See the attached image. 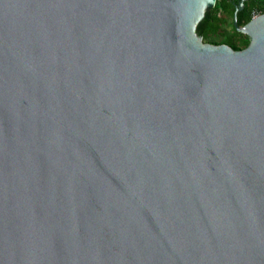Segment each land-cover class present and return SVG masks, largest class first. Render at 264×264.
Here are the masks:
<instances>
[{
	"label": "water",
	"instance_id": "1",
	"mask_svg": "<svg viewBox=\"0 0 264 264\" xmlns=\"http://www.w3.org/2000/svg\"><path fill=\"white\" fill-rule=\"evenodd\" d=\"M217 0H0V264H264V13Z\"/></svg>",
	"mask_w": 264,
	"mask_h": 264
},
{
	"label": "trees",
	"instance_id": "2",
	"mask_svg": "<svg viewBox=\"0 0 264 264\" xmlns=\"http://www.w3.org/2000/svg\"><path fill=\"white\" fill-rule=\"evenodd\" d=\"M239 1L217 0L214 7L205 12L203 19L197 24L196 35L206 43L226 44L234 50L245 49L250 39L238 31L233 23V15ZM254 13H264V0H245L243 8L237 12V25L248 23Z\"/></svg>",
	"mask_w": 264,
	"mask_h": 264
},
{
	"label": "built area",
	"instance_id": "3",
	"mask_svg": "<svg viewBox=\"0 0 264 264\" xmlns=\"http://www.w3.org/2000/svg\"><path fill=\"white\" fill-rule=\"evenodd\" d=\"M259 14H260V13H254V14H253V17H255V16L259 15ZM253 17H252V18H253Z\"/></svg>",
	"mask_w": 264,
	"mask_h": 264
},
{
	"label": "rangeland",
	"instance_id": "4",
	"mask_svg": "<svg viewBox=\"0 0 264 264\" xmlns=\"http://www.w3.org/2000/svg\"><path fill=\"white\" fill-rule=\"evenodd\" d=\"M229 28V27H228Z\"/></svg>",
	"mask_w": 264,
	"mask_h": 264
}]
</instances>
